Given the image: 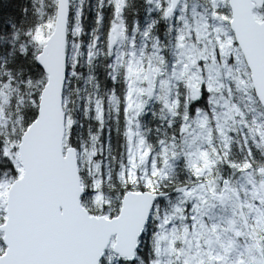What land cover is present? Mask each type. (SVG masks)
<instances>
[{"label": "snow or ice", "instance_id": "obj_1", "mask_svg": "<svg viewBox=\"0 0 264 264\" xmlns=\"http://www.w3.org/2000/svg\"><path fill=\"white\" fill-rule=\"evenodd\" d=\"M141 3L150 19L135 26L151 30L139 47L124 33L122 63L114 28L127 26V0H0V264H264V242L257 251L217 195L243 176L234 164H264V103L225 75L235 57L222 66L219 46L188 82L177 46L184 0ZM149 52L163 67L142 105L127 98L126 63L147 65ZM137 192L147 215L133 219Z\"/></svg>", "mask_w": 264, "mask_h": 264}, {"label": "rangeland", "instance_id": "obj_2", "mask_svg": "<svg viewBox=\"0 0 264 264\" xmlns=\"http://www.w3.org/2000/svg\"><path fill=\"white\" fill-rule=\"evenodd\" d=\"M208 2L211 6L210 9L202 8L195 0H184V7L181 10V19L184 21V26L180 29L181 35L177 41V46L183 50L185 60L188 61L185 65L183 75H185L188 82H191L194 78H198L200 71L198 68L197 72L192 75H188V69L195 65L197 59H203L205 61L211 59L212 63L215 64L216 46H219L220 55L223 58L221 61L222 66L227 65L229 55L235 57V66L227 65L225 75L238 84L245 97L250 101L255 100L250 75L246 69L244 58L239 48L234 46L233 35H228L231 32L229 29L230 18L227 19L221 13L217 12L223 8L225 0H208ZM254 16L258 21L264 20V15L260 10H255ZM213 21L218 25H222V27H212ZM171 23L173 26L177 25L176 20H172ZM116 26H118L117 32L121 34L120 43L122 45V51L120 61L123 63L125 58L124 54L128 51V45L131 44V41L128 37H124L122 25L118 23ZM218 32L224 35L225 38L221 39L220 35H217ZM193 33L195 34V40H193ZM209 36H212L213 39H209ZM144 39H146V35L144 37L142 35L140 41L137 43V47L142 44ZM149 56H152V59L147 62V65L145 63L137 64L131 59L127 60L126 73L129 77V101L133 100L134 93L143 98L140 101L141 103L145 100L152 99L148 96V91L150 87H155L156 74L160 68L154 61L155 56L152 53ZM194 87L198 89L199 84H195ZM132 108L133 103H129V111ZM202 158L205 161V166H207V156ZM237 166L238 171L243 173V176L232 184L227 183L226 187L221 189V192L217 195H222L226 203L235 205L233 215H235L236 220L234 222L242 224L238 209L240 206H243L248 227L244 229L243 226V232L240 234L244 232L248 233V238L255 242L257 251H259L262 242H264V207L258 206L257 202L264 206V166L258 170V178L253 176L246 164H238ZM212 176L209 174L207 177V183L212 185L208 191L210 194H216L215 186L219 177L213 179ZM235 197H238L239 201H236ZM251 259L255 261L256 257H252ZM240 264H244V261L242 260Z\"/></svg>", "mask_w": 264, "mask_h": 264}, {"label": "water", "instance_id": "obj_3", "mask_svg": "<svg viewBox=\"0 0 264 264\" xmlns=\"http://www.w3.org/2000/svg\"><path fill=\"white\" fill-rule=\"evenodd\" d=\"M264 0H228L231 12L230 29L233 32L235 41H238L239 48L243 54L246 66L250 73L251 83L257 99L264 103V20L258 21L254 17V10L261 8ZM118 26L114 28L117 32ZM57 109L59 101L57 99ZM62 115V113H61ZM65 131V130H64ZM59 137L57 136V142ZM71 152L72 150L69 149ZM69 157L66 156L65 160ZM73 170L75 160L72 159ZM127 210L130 216L135 219L141 215H147V208L143 201H137L135 197L140 193L130 194ZM127 199V198H126ZM242 220L245 223V215L241 211Z\"/></svg>", "mask_w": 264, "mask_h": 264}, {"label": "trees", "instance_id": "obj_4", "mask_svg": "<svg viewBox=\"0 0 264 264\" xmlns=\"http://www.w3.org/2000/svg\"><path fill=\"white\" fill-rule=\"evenodd\" d=\"M187 1H191V0H187ZM195 1L197 3H199L202 8H206V9H210L211 8V6L209 5L208 0H195ZM127 6L129 7V11L126 14L127 26L125 25L123 20L120 21L119 23L122 25L123 33H126L129 29L132 30V34L135 36V40H136V44H137L140 41V38L142 37V35H143V37L146 35V38H147V31L151 30V25H149V27L145 31V33L141 34L140 33V29L135 26V22H136L137 19H139L143 23V22H146L147 20H149L150 17L147 15L145 9L143 8L141 0H127ZM137 8H139V15L138 16L136 15ZM217 12L221 13L224 17H227V18L230 16L229 9H228L226 4L221 10H218ZM261 12L264 15V8L261 10ZM90 19H91L90 15L88 17H86V20L90 21ZM88 27H91L90 23L88 24ZM124 37L127 38L128 36L124 35ZM85 39H87V37H85ZM161 39H162V43H167V41H164L163 37ZM168 50L172 51V48H171L170 44L168 45ZM98 52H99L100 59L97 60V65H98L97 71L98 72H102L103 69L100 66L102 64L106 63V53L102 49L98 50ZM150 54H151V52L148 53V55H150ZM154 61H155L156 65H157V58L156 57H155ZM161 67H163V58L159 59V68H161ZM117 74H119V73H117ZM126 78L129 81V77H128L127 73H126ZM92 86L93 85H90V87H92ZM128 92H129V90H128ZM149 101L150 100H145L141 104L142 105H147V104H149ZM72 102H73L75 107L79 108L80 101H79L78 97H72ZM154 106H155V104H154V101H153V103L149 107V111L150 112H151V110H152V108ZM158 117H159V112L157 111L156 112V116L153 119H150L148 121H144L143 122L144 123V127H146V128L147 127L155 128L156 124L159 122ZM65 140H66V136H65ZM262 151H264V148H262ZM238 164H246L247 167L249 168V170L251 171V173L253 174V176L255 178H258V170H259V168L264 166V164L258 163L257 161L252 160L250 157L244 159L241 163H238ZM238 164H234V167L237 168ZM212 177H213V179H216V178L219 177V174L217 173L215 176H212ZM237 180L238 179H232L230 184H232L233 182H235Z\"/></svg>", "mask_w": 264, "mask_h": 264}, {"label": "bare ground", "instance_id": "obj_5", "mask_svg": "<svg viewBox=\"0 0 264 264\" xmlns=\"http://www.w3.org/2000/svg\"><path fill=\"white\" fill-rule=\"evenodd\" d=\"M242 225L244 226V229H246L248 227V221H247L246 217H245V223H244V221H242Z\"/></svg>", "mask_w": 264, "mask_h": 264}, {"label": "flooded vegetation", "instance_id": "obj_6", "mask_svg": "<svg viewBox=\"0 0 264 264\" xmlns=\"http://www.w3.org/2000/svg\"><path fill=\"white\" fill-rule=\"evenodd\" d=\"M262 168H263V167H262ZM259 169H260V168H259ZM235 198H236V201H239V198H238V197H235ZM243 209H244L243 206H240L239 209H238V211L241 212Z\"/></svg>", "mask_w": 264, "mask_h": 264}]
</instances>
